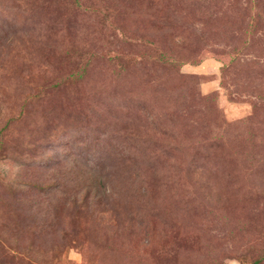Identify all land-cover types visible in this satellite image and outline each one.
I'll list each match as a JSON object with an SVG mask.
<instances>
[{"label":"rangeland","instance_id":"1","mask_svg":"<svg viewBox=\"0 0 264 264\" xmlns=\"http://www.w3.org/2000/svg\"><path fill=\"white\" fill-rule=\"evenodd\" d=\"M0 264H264V0H0Z\"/></svg>","mask_w":264,"mask_h":264},{"label":"trees","instance_id":"2","mask_svg":"<svg viewBox=\"0 0 264 264\" xmlns=\"http://www.w3.org/2000/svg\"><path fill=\"white\" fill-rule=\"evenodd\" d=\"M63 182H64L65 184H67L66 181H63ZM51 185H52L51 183H47V187H51ZM55 186H59V185H55Z\"/></svg>","mask_w":264,"mask_h":264}]
</instances>
